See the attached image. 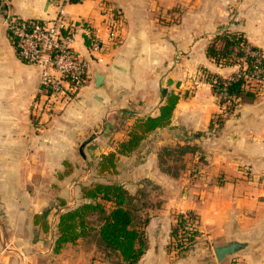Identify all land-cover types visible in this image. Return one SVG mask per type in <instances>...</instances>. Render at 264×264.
<instances>
[{"label":"crops","instance_id":"obj_1","mask_svg":"<svg viewBox=\"0 0 264 264\" xmlns=\"http://www.w3.org/2000/svg\"><path fill=\"white\" fill-rule=\"evenodd\" d=\"M60 10L74 23L75 50L88 61L89 73L62 111L49 120L41 114V120L32 123L40 71L19 58L4 19L11 14L51 20ZM168 11L169 24L157 21V14ZM112 22L121 29L119 38ZM223 29L242 32L264 57V0H3L0 264H111L93 258L94 247L82 246V238L54 253L51 229L56 226L49 227L45 238H34L39 227L35 215L53 203L51 174L72 168L87 179L109 152L117 156L114 172L127 174V181L124 176L115 183L149 197L143 211L148 214L147 249L137 264H264V91L226 119L220 134L207 131L220 107L201 69L223 77L238 69L218 66L205 54L209 40ZM88 33L103 41L100 53L88 51ZM96 75L102 77L98 85ZM170 92L179 96L170 125L145 134L135 151L119 154L136 119L156 115ZM179 145L195 147L193 164L177 178L161 168L159 156L164 147ZM228 149L232 155H226ZM217 150L219 163L199 162ZM193 171L200 175L195 177ZM209 172L218 177H206ZM66 180H59V186ZM152 186L159 197L150 196ZM80 193L75 186L61 195L73 205ZM187 211L197 214L198 235L191 247L179 252L170 228L176 215ZM231 242L240 248L217 260L214 247Z\"/></svg>","mask_w":264,"mask_h":264},{"label":"trees","instance_id":"obj_2","mask_svg":"<svg viewBox=\"0 0 264 264\" xmlns=\"http://www.w3.org/2000/svg\"><path fill=\"white\" fill-rule=\"evenodd\" d=\"M2 4L3 0H0V6ZM85 42L87 43V38ZM205 54L218 66L238 65L237 71L227 77L209 72L205 74V79L210 83L222 108L216 115L222 121L244 101L255 99L264 88V58L261 49L249 42L242 32L227 29L220 30L209 40ZM178 97V94L170 92L156 115L137 118L128 138L120 143L118 153L127 155L135 151L145 134L169 126ZM212 123L213 120H210L209 125ZM188 150L193 151L187 145L164 147L159 156L161 168L176 177L177 171L173 165H168V160L174 158L176 162V154ZM116 157L114 152L103 154L99 159V168L103 171L115 169ZM81 196L83 202L58 213L53 252H59L65 243L75 242L93 233L104 256L116 255L118 258L112 259V264H137L147 249L145 225L148 214L143 215L149 204L147 193L138 190L132 194L121 184L97 182L82 186ZM91 216L97 218L96 223L92 222ZM41 218V231L45 233L50 226L46 217L41 215ZM197 235V214L193 211L178 213L171 225L170 236L179 252L191 247Z\"/></svg>","mask_w":264,"mask_h":264},{"label":"built area","instance_id":"obj_3","mask_svg":"<svg viewBox=\"0 0 264 264\" xmlns=\"http://www.w3.org/2000/svg\"><path fill=\"white\" fill-rule=\"evenodd\" d=\"M62 14L60 10L59 16L51 20L4 19L19 58L40 71L37 99L33 102L37 115L65 108L89 73L88 61L75 50L74 23ZM112 26L116 29L115 22ZM86 47L91 54H98L103 50V41L97 34L88 33Z\"/></svg>","mask_w":264,"mask_h":264},{"label":"rangeland","instance_id":"obj_4","mask_svg":"<svg viewBox=\"0 0 264 264\" xmlns=\"http://www.w3.org/2000/svg\"><path fill=\"white\" fill-rule=\"evenodd\" d=\"M115 15H117V18H119V19L121 18V15H120L119 12L115 13ZM156 18H158L157 21H163V23H165V25L169 24L171 22V19H172V17L170 16V12L169 11L168 12H163V14L160 12L159 14L156 15ZM113 30H114V37L119 38L120 34H121L120 33L121 29L116 27V29L113 28ZM261 54H262V51H261ZM181 64L186 65V61H181ZM184 65H181V68H183ZM186 67H187V65H186ZM186 67H184V68H186ZM206 73L207 72L205 71V69L202 68L201 69V75L203 76L204 79H205V74ZM183 77H184V75L181 74V76L179 77L180 78L179 82L182 81ZM172 81H174V80L172 79ZM205 81H206V79H205ZM167 83H168V85H170L171 81L167 82ZM192 84L195 85L194 82H192ZM263 91H264V88L258 93V95L256 96L255 99H258L261 96V94L263 93ZM186 95H189L188 92L185 94V96ZM36 99H37V92H36V96H35L34 101H36ZM255 99H253V100H255ZM216 100L218 102L217 96H216ZM253 100H250V101H253ZM245 102H247V101H244L241 105H239L233 111V113H231V115L229 117L235 115L236 110L239 107H241ZM218 104H219V102H218ZM219 107H220V105H219ZM221 109L222 108L220 107L219 111H217V112L212 114L211 120H213V123H212V125H209L207 127L208 128L207 131L211 132L214 135H218V134L221 133L222 129L224 128V123H225L226 119L229 118L228 117V118H226V119H224L222 121H219V119L216 117V115H217V113L221 112ZM62 110H53V111H50L48 113H45L43 118H45L46 120H49V118H51V116L59 113ZM41 118H42L41 117V113H38V115H37V113L31 114V122L32 123H35L38 120L40 121ZM37 123L34 124L35 127H39L40 124L37 125ZM183 146H185V145H183ZM194 147L192 146L193 149H194ZM224 151H227V153H229V154H226V155H232L233 154L232 149H228V150H224ZM192 152H194V150L193 151L188 150L187 152H183V153L181 151H179V153H178V151H176V153H178V154H176V156H177V161L176 162H174V160H175L174 158L173 159L169 158V161H170L169 166H171V165L174 166L175 170L177 171V173H176V175H177L176 177L177 178L178 177H182L184 175V171L186 170L187 165L193 164V157L190 156V155H192ZM213 153L214 152L212 151L211 153L208 154L210 156L209 158H206V155L201 156V158H199V162L201 161V163H205V161H210L211 165H215V164L219 163L218 160H216L215 157H214L215 155L216 156L218 155L219 151L217 150V154H213ZM187 156H190V157H187ZM230 157H231V159L232 158L234 159V155L230 156ZM116 162H117V159H116ZM194 164H197V163H194ZM97 168H99V161H98ZM111 170L112 171H110V170L103 171V170H101L99 168V170H95L94 173L89 174L87 179L86 178L82 179V177L84 175L86 176L87 174L72 173L71 172V171H73L72 168L71 169L63 168V170L61 172L52 173L51 174V179H52V181H51V189L53 190V195H54V197L52 199L53 203L52 204H47L41 212H39V213H37L35 215L36 218H37L35 220L38 222L37 224H38L39 227H38V231L35 233L34 238H45L47 236L46 233L49 232V229H48L47 232H45L46 235L41 232V224L43 223V219L41 218V215L46 217V221L50 220L49 226H50V228H53V226H56L55 224L57 222V216H58V213L60 211H63L65 208L75 207L76 205H78L79 203L84 201V199L80 195V198H77V201L74 202L75 204L67 205V202L70 201V200L68 199L66 201V199H64L62 197V195H61L62 191H68V188L71 189V188H73L75 186H78V187L80 186V188H81L82 186H88L90 184L97 183V182H103V183L113 182V183H115V182H118V180L122 181L124 176H125L124 180L127 181V178H126L127 174L125 175V174H122V173H116V172H114V171H116V169H111ZM193 175H195V177H197V175H200V174H198V172L193 171ZM204 175L206 177H210L212 175V176H214V179H216L218 177V176H216L217 174L215 175V173H210V172L209 173H205ZM64 177H66L67 180H66L65 185L61 187V186H59V185H61L59 180H62ZM219 180H220V178H219ZM151 185H153V184H151V183L147 184L148 188H150L149 186H151ZM152 188H154V189H151L152 192H151L150 196L152 197V195H153L155 198L159 197L158 196L159 191L155 188V186H152ZM44 211H46L45 215L43 214ZM143 215H144V213H143ZM49 217H51L52 219H50ZM90 219L92 220L93 223L97 222V218L95 216H91ZM53 231L55 232V236H56V228H55V230L51 229L52 233H53ZM80 240H81L80 244L82 246L94 247V252L95 253L93 255V258L104 259L106 261L108 260L111 264H112V259H115V260L117 259L118 260V258H116V255H111L109 257L104 256V254H103V252L101 250V246L98 243L97 238H96V236L93 233L90 234L87 237H84V238L80 239ZM70 243H72V242H70Z\"/></svg>","mask_w":264,"mask_h":264},{"label":"water","instance_id":"obj_5","mask_svg":"<svg viewBox=\"0 0 264 264\" xmlns=\"http://www.w3.org/2000/svg\"><path fill=\"white\" fill-rule=\"evenodd\" d=\"M12 17L11 14H9L7 16V20H10ZM96 79V85H98V83L101 81L102 77L99 75L95 76ZM43 214H46V211L43 212ZM240 248V244L236 243V242H231L225 245H221V246H216L214 247L213 251L215 254V257L217 260H222V258H224L225 256L231 254L232 252L238 250Z\"/></svg>","mask_w":264,"mask_h":264}]
</instances>
